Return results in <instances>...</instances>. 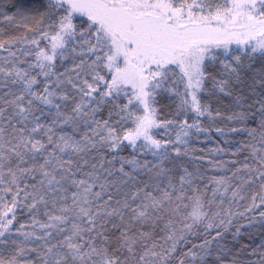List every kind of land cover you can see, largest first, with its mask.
Here are the masks:
<instances>
[{
	"label": "snow or ice",
	"instance_id": "snow-or-ice-1",
	"mask_svg": "<svg viewBox=\"0 0 264 264\" xmlns=\"http://www.w3.org/2000/svg\"><path fill=\"white\" fill-rule=\"evenodd\" d=\"M0 264H264V0H0Z\"/></svg>",
	"mask_w": 264,
	"mask_h": 264
}]
</instances>
